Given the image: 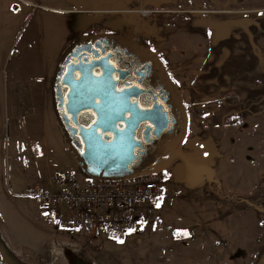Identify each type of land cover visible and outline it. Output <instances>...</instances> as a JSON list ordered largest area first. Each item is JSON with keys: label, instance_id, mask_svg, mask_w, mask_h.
Here are the masks:
<instances>
[{"label": "rangeland", "instance_id": "rangeland-1", "mask_svg": "<svg viewBox=\"0 0 264 264\" xmlns=\"http://www.w3.org/2000/svg\"><path fill=\"white\" fill-rule=\"evenodd\" d=\"M63 1L27 4L31 12L0 40V110L7 98L22 108L25 92L29 105L30 91L45 93L50 106L52 72L70 40L117 24L151 46L180 89L193 159L163 171L167 195L145 211L139 230L122 243L93 242L60 226L53 210L21 198L22 187H9L18 178L82 173L56 121L54 151L19 170L18 160L38 153L23 136L34 129L5 127L1 117L0 235L17 253L35 254L34 264H264V0H99L97 13ZM9 19L1 10L0 32ZM35 24L43 42L33 51L26 43Z\"/></svg>", "mask_w": 264, "mask_h": 264}, {"label": "flooded vegetation", "instance_id": "flooded-vegetation-1", "mask_svg": "<svg viewBox=\"0 0 264 264\" xmlns=\"http://www.w3.org/2000/svg\"><path fill=\"white\" fill-rule=\"evenodd\" d=\"M70 41L52 72L50 103L73 159L91 143L130 151L131 138L135 173L150 175V166L172 157L169 166L183 163L181 154L192 161L180 89L140 35L115 24L83 30ZM32 256L17 253L0 235V264H34Z\"/></svg>", "mask_w": 264, "mask_h": 264}, {"label": "built area", "instance_id": "built-area-1", "mask_svg": "<svg viewBox=\"0 0 264 264\" xmlns=\"http://www.w3.org/2000/svg\"><path fill=\"white\" fill-rule=\"evenodd\" d=\"M165 172L128 180H101L72 173L51 177L53 188L28 187L21 197L53 210V220L97 240L124 241L144 224L143 214L166 197ZM162 198V199H161Z\"/></svg>", "mask_w": 264, "mask_h": 264}, {"label": "crops", "instance_id": "crops-1", "mask_svg": "<svg viewBox=\"0 0 264 264\" xmlns=\"http://www.w3.org/2000/svg\"><path fill=\"white\" fill-rule=\"evenodd\" d=\"M11 1L12 0H0V12L2 10L4 12V14H6L7 16L8 15L10 16L9 20L2 21V28L3 29L0 32V40L3 42L6 39V31L8 29H14V26L20 20L22 14H24V13L28 14L31 12L30 11L31 9L29 8V6H27V4H33V3L35 4V2H34L35 0H21L22 2H24V5L22 7H20V9H16V8H13L11 6ZM65 2L66 1L64 0L63 3H65ZM43 7H45V6H43ZM51 8L55 9V7H51ZM67 8L69 11L75 12L70 7H67ZM41 35H42V32L39 33L38 25L35 24L34 28L31 30V33H30L29 38L27 40L26 48L27 49L33 48V51H36V49L39 45V41L43 42V39H41ZM42 47H41V49H42ZM0 55H1V50H0ZM26 94L27 93L25 92L24 97H26ZM28 96H29V99L31 100L29 105L27 104V100L24 99V97L22 96L20 101L23 104V107L22 108L17 107V106L13 107L11 104L12 99L7 98L5 103H4V106L0 110V120L3 118L5 127L8 126V127H12L15 129H17V128L27 129V127L33 128L34 130L32 131V133L28 132L29 134H27V130H26V133H25L26 135L23 134V136H25L29 139V140H27V142L29 144H31V145L36 144V145H38V147L40 146V149L37 146H35V148H34L35 151H38V153H36V155L26 156L25 158L18 160L16 166H18L17 168L19 170L23 169L24 168L23 166L28 168L30 166L36 167L38 164H41L40 160H44V156H45L44 154L47 151L48 152L54 151L51 149V147L53 148L52 145H54V142H55L54 140L56 138L55 119H54V115L52 112L51 103L49 106V104L47 105V100L45 101V99H46L45 93L43 94V92H40V91H37L34 93V91L33 92L30 91V94ZM10 98H11V96H10ZM19 109H20L19 112H21V116H19V114H18ZM12 111L16 115L13 117V119L10 116V113H12ZM18 116H19L20 120H19ZM27 120H29L30 123H27ZM15 133H18V132L15 131ZM23 133H24V131H23ZM19 135H22V134H19ZM36 169H38V168H36ZM53 175H55V174H53ZM53 175H51L50 178L48 177L49 175L44 176L42 178H39L37 176V179L35 180V182H28L26 179L22 180L21 178L20 179L18 178L9 187H11V188L22 187L21 190H24L28 186H31V187L40 186V187L46 188V189L53 188V186L51 184V177ZM74 175L80 180H83L85 178V175L83 173L78 172V171H74ZM30 178L35 179L34 174H32ZM4 194L8 199L14 198V197H9L6 192ZM21 198H23V197H21ZM21 200H24V199H21ZM53 216H54V213H53ZM53 216H52V218H53ZM0 218L4 222L3 218L2 217H0ZM4 223H6V222H4ZM6 232L8 233L7 230H6ZM11 235H12V232L10 234V237L13 240V242L16 243V241L14 239L15 237L13 235L12 236Z\"/></svg>", "mask_w": 264, "mask_h": 264}, {"label": "water", "instance_id": "water-1", "mask_svg": "<svg viewBox=\"0 0 264 264\" xmlns=\"http://www.w3.org/2000/svg\"><path fill=\"white\" fill-rule=\"evenodd\" d=\"M74 2L79 12L85 13H97L103 12L99 7L103 5L99 0H71ZM133 144L130 138V151L117 150L115 147L102 148L98 143H91L88 147H85L82 153H76V162L79 165L82 173L86 176L101 180H128L138 176H145L144 174H138L129 170V164L131 165L133 160ZM185 154H181L183 159ZM169 160H158L148 169H151L153 173L164 171L170 164ZM149 175V174H148Z\"/></svg>", "mask_w": 264, "mask_h": 264}, {"label": "trees", "instance_id": "trees-1", "mask_svg": "<svg viewBox=\"0 0 264 264\" xmlns=\"http://www.w3.org/2000/svg\"><path fill=\"white\" fill-rule=\"evenodd\" d=\"M116 0H111L109 3L105 4L106 6L110 5L111 3H115Z\"/></svg>", "mask_w": 264, "mask_h": 264}, {"label": "snow or ice", "instance_id": "snow-or-ice-1", "mask_svg": "<svg viewBox=\"0 0 264 264\" xmlns=\"http://www.w3.org/2000/svg\"><path fill=\"white\" fill-rule=\"evenodd\" d=\"M161 199H162V198H161ZM156 207H160V204L157 203V204H156ZM117 242H118V243H122V241H119V240H117Z\"/></svg>", "mask_w": 264, "mask_h": 264}]
</instances>
